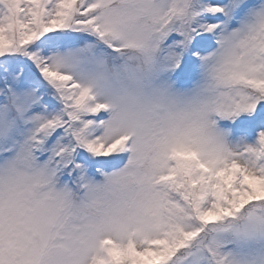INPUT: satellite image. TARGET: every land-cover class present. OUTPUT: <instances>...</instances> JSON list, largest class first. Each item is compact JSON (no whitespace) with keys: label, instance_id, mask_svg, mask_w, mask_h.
Returning a JSON list of instances; mask_svg holds the SVG:
<instances>
[{"label":"snow or ice","instance_id":"obj_1","mask_svg":"<svg viewBox=\"0 0 264 264\" xmlns=\"http://www.w3.org/2000/svg\"><path fill=\"white\" fill-rule=\"evenodd\" d=\"M0 264H264V0H0Z\"/></svg>","mask_w":264,"mask_h":264},{"label":"clouds","instance_id":"obj_2","mask_svg":"<svg viewBox=\"0 0 264 264\" xmlns=\"http://www.w3.org/2000/svg\"><path fill=\"white\" fill-rule=\"evenodd\" d=\"M81 70L92 79L102 98L117 106L118 114L130 122V130H136L145 117V108L150 103L151 93L149 86L143 89L137 86L140 71L136 62L127 58L106 56L104 63H97L93 59L85 61ZM192 132L196 133L194 127ZM213 147L211 142L203 145L206 152H211ZM141 163L142 171H152L150 158L146 157ZM103 180L98 183H103ZM132 211L130 208L122 209L118 222H126Z\"/></svg>","mask_w":264,"mask_h":264},{"label":"rangeland","instance_id":"obj_3","mask_svg":"<svg viewBox=\"0 0 264 264\" xmlns=\"http://www.w3.org/2000/svg\"><path fill=\"white\" fill-rule=\"evenodd\" d=\"M129 156H130V153L129 154H124V156H123L124 157V163H123V165L122 166H119L114 171H117V170L123 168L127 164ZM98 176H100V178ZM90 178L92 180L96 181V182H102V180H103V176L100 175V174H96L95 176H91Z\"/></svg>","mask_w":264,"mask_h":264}]
</instances>
